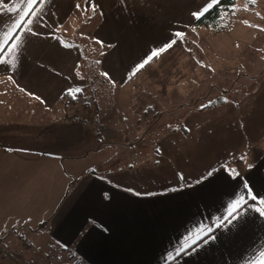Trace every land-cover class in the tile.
I'll list each match as a JSON object with an SVG mask.
<instances>
[{"label":"crops","instance_id":"crops-1","mask_svg":"<svg viewBox=\"0 0 264 264\" xmlns=\"http://www.w3.org/2000/svg\"><path fill=\"white\" fill-rule=\"evenodd\" d=\"M105 1L110 3L108 16L112 23L117 21L114 16L121 8L128 12V19L133 23L138 8L145 13L153 7V0H0V99L4 105L0 116V181L10 182L8 188L1 184L0 188L10 197L20 189V194L27 195L25 189L32 186L34 193L30 192L29 196L38 198L42 183L57 180L64 183V177L70 178V175L63 169L62 151L55 153L52 146L46 150H26L21 146L31 135L35 136L33 141L40 136L35 143L43 146L48 142L60 145L59 140L53 139L54 128H46L47 123L28 122L32 126H22L18 119L8 120V109L15 106L9 100L7 89L20 93L30 109L37 106L36 113L45 117L60 103L63 93L81 92L77 91L78 87L88 83L87 65L80 66L82 53L60 40L56 29L76 6L103 12ZM175 1L160 0L156 5L164 11V19H174L170 15L181 9L170 4ZM113 33L109 29L101 34L100 27L94 29L96 36L111 43ZM239 52L245 54L247 50L241 48ZM224 53L225 57L212 56L217 63L208 66L197 65L193 59L192 71L187 72V77L180 76L175 87L166 85L159 89L158 81H154L158 74L145 75L144 83L153 82L156 88H138L143 119H148L147 111L157 103V96H153L156 90L164 95L156 104L163 108V115L173 111L170 104L177 105L175 124L182 128L171 133L168 130L169 136L161 135L159 159L153 157L152 163L156 167L150 162L146 168L153 171L159 165L161 180L166 181L164 142L173 140L174 145L168 152L175 151L174 157L182 161L179 167L184 173V184L150 193L137 191L142 178L131 176V168L137 161L132 156L135 149L119 157L128 159L129 163H122L128 165L127 170L104 176L87 173L81 184L95 185L91 203L84 209L77 205L76 218L80 221H71L73 207L89 189L83 186L63 215L55 219L51 232L65 233L61 237L63 243L72 246L71 253L78 255V261L86 264H264V216L258 211L264 210L261 203L264 200V146L260 145L264 142V65L260 73L253 74L247 55L238 53L240 59L236 60L233 52ZM106 54L108 57H99L100 69L96 70L102 81L113 77L123 88L148 63L145 61L133 74L124 47L114 44ZM127 57L134 60L130 55ZM170 72L164 70L168 76ZM172 94L176 97H171ZM131 97L132 100L133 93ZM119 100L124 103L122 98ZM215 125L223 128L219 135L224 139V156L228 154L216 164L213 159L217 153L213 148L209 150ZM122 133L125 135L128 131ZM245 148L249 154H242ZM81 151L76 153L83 154ZM69 155L71 159L72 154ZM206 159L211 161L210 168L200 177L195 175L193 180H188V171L201 170V162ZM210 173V178L204 179ZM125 175L131 177L130 182L121 188ZM47 187L55 194L63 184L53 182ZM249 192L257 199L251 200ZM245 203L241 209L243 223L239 227L229 225L225 217L233 207ZM209 228L212 232L208 235L214 238L205 243Z\"/></svg>","mask_w":264,"mask_h":264},{"label":"rangeland","instance_id":"rangeland-1","mask_svg":"<svg viewBox=\"0 0 264 264\" xmlns=\"http://www.w3.org/2000/svg\"><path fill=\"white\" fill-rule=\"evenodd\" d=\"M216 1L185 0L183 3V0H176L175 3L170 4L181 9L170 15L174 19H164V11L156 8L160 0H153L151 10L141 13L138 8L137 16H133V23L132 20L129 21L128 12L123 8L114 16L117 21L112 23L108 16L110 3L105 1L103 12L96 9L84 10L83 7L76 6L72 13L57 26L56 36L67 45L75 46L82 53L80 66L84 68L87 65L88 83L86 86L78 87L81 94L78 95L75 104L70 103L71 105L65 107V103L58 102L46 117L36 113L37 106L33 105L30 109V104L25 101V98L8 87L7 94L15 108L8 109L7 118L8 120L18 119L22 126L28 122H40L39 125L47 123L46 128L52 126L53 139L59 140L60 146L57 142V144L48 142L46 146L35 143L37 139H41L38 135L36 141H33L35 136H29L30 140L21 146L26 150H46L52 146L53 152L62 151V166L70 178L63 176L64 183L61 180L42 183L38 187L40 190L38 198L33 197V194L29 196L30 192L34 193V190H31L32 186L25 189L28 191L27 195L20 194V189L13 197L0 188V264H86L78 261L77 254L71 253L72 246L63 243L61 237H64L65 233H51L55 219L63 215L67 205L74 201L75 195L79 194L85 186L89 189L82 193V198L73 207L71 214V221L78 223L80 219L76 218V206L80 205L83 208L91 203L95 187V185L88 187L85 182L81 184V179L87 176L91 169H95L94 174L103 176L122 169L127 170L128 165H122V163H129L128 159L119 157L132 153L131 149H135L132 156L137 160L131 168V176L140 175L142 178L137 191L150 193L161 190L159 188H177L178 185L184 184L182 177L184 173H182V167H179L182 161L178 162L174 157L175 151L168 152L174 145L173 140L164 142V150H167V153H164L166 162L164 180L166 181L161 180L159 165L153 171L146 168L150 162V165L156 167L152 163L153 157L159 159L161 135L164 133L169 136L174 129L178 131L182 129L180 125L175 124L177 105L170 104L173 111L163 115V108L156 104L164 95L154 90L153 96H157L155 100L157 103L149 108L148 119L144 120L137 91L143 86L156 88L157 85L159 89H161L160 86L166 85L175 87L178 85L180 76L187 77V72L192 71L193 59L197 65L200 63L204 66L213 65L217 62L212 56L225 57L224 52L229 51L234 53L236 60H239L238 53L243 54L239 52L241 48L247 50L243 55L248 56V63L253 74L261 72L264 65V0H237L232 13H228L222 21L221 31L216 28L218 25L209 27L196 25L195 18ZM98 27L101 34L103 32L106 34L109 29L114 30L113 37H110L113 43L94 34V29ZM247 42L250 44L248 47L245 46ZM114 44L125 48V57L131 65L133 74L148 60L140 72L138 71V74L124 85V88L120 87L123 85H120L113 77H107V80L102 81L100 73L96 70L100 69L99 57H108L106 53L108 51L110 53ZM129 55L134 60L128 58ZM222 59L227 60V58ZM164 70L171 71L170 75L164 74ZM94 72H97V75ZM147 73L149 76L159 75H156L157 79L154 80L158 81L156 85L153 82L144 83ZM170 77L174 78L170 79ZM170 96L176 97V94ZM120 98L124 103H120ZM126 101L128 102L125 103ZM3 106L0 99V116ZM25 113L26 116L23 115ZM222 129L219 125L212 127L215 133L210 136L212 138L209 150L213 148V152L217 153L213 159L214 163L228 156V154L224 156V139L219 135ZM118 130H120L118 135L110 136L111 140L104 138L110 143L101 144L100 150L87 151L86 154L76 153L78 150L84 153L86 148L98 146L99 143H95L94 139L98 138L102 132L107 134ZM125 131H128V134L122 133ZM183 133L182 131L179 134ZM136 136L138 137L135 138ZM101 138L102 136L100 140H103ZM260 143L264 146L263 141ZM247 152L249 154L248 148L242 150L244 155ZM69 154H72L71 159L67 157L70 156ZM201 165L203 166L199 171H188V180H193L195 175L196 178L200 177L208 170L211 166L210 159L203 160ZM114 168L119 170L115 171ZM43 170L46 173V168ZM106 178L110 179L109 176ZM130 178L129 175L122 177L124 181L120 183L121 188L129 185ZM74 179L76 181L73 182ZM68 181L72 184L70 185ZM53 182L60 186L63 184V187L55 191V194L50 193L47 187ZM0 184L8 188L10 182L4 179L0 181ZM61 191H63L62 194ZM67 234L70 235V233Z\"/></svg>","mask_w":264,"mask_h":264},{"label":"trees","instance_id":"trees-1","mask_svg":"<svg viewBox=\"0 0 264 264\" xmlns=\"http://www.w3.org/2000/svg\"><path fill=\"white\" fill-rule=\"evenodd\" d=\"M237 0H217L214 4H212L209 8H207L204 12H202L201 14H199L196 18H195V24L196 25H205L207 27L209 26H217L216 28L218 29V31H221L223 27H221V23L222 21L225 19V16L228 13H232L233 7L235 5ZM247 45L249 46L250 44L247 42ZM81 94V92H72V91H67L65 93H63L60 96V103H65L66 106L71 105L70 103H75L78 100V95ZM106 135V136H105ZM112 135V133H111ZM110 135V136H111ZM102 136L100 140V137ZM108 134H100L98 136V138H96L94 140L95 143H99L98 146L92 147V145H89V147L92 148H86V151L83 154H86L87 151H97L101 149V144H106L110 143L108 142L106 138L108 137ZM111 138V137H110ZM92 141V140H91ZM104 162L102 161V164ZM112 168V167H111ZM88 172L90 173H94L95 169H91ZM76 181V179L73 180V182ZM72 183H70L71 185Z\"/></svg>","mask_w":264,"mask_h":264},{"label":"snow or ice","instance_id":"snow-or-ice-1","mask_svg":"<svg viewBox=\"0 0 264 264\" xmlns=\"http://www.w3.org/2000/svg\"><path fill=\"white\" fill-rule=\"evenodd\" d=\"M177 35H179V34H177ZM153 55H155V53H153ZM146 62H147V61H146ZM77 91H79V90H77ZM211 175H212V174L210 173V174H209V177H205L204 179L210 178ZM233 178H235V177H233ZM201 182H202V181H201ZM243 186H244L246 189L248 188V185H247V184H245V185H243ZM248 197H249L251 200H256V199H257V197H256L255 195H253L251 192L248 193ZM246 203H247V202H246ZM246 203H245V205H240L239 207H233V208L231 209V211L228 213V216L225 217V221H226L229 225H234V226H236V227H239L240 224L243 223V220H244V214H243V212L241 211V209H242L244 206H246ZM261 203H264V200H262ZM258 211H260V214H261L262 216H264V210H259V209H258ZM211 232H212V229L209 228V229H208V233H207L206 235L210 234ZM213 238H214L213 236L208 235V240H204V242L207 243L209 240H211V239H213Z\"/></svg>","mask_w":264,"mask_h":264}]
</instances>
